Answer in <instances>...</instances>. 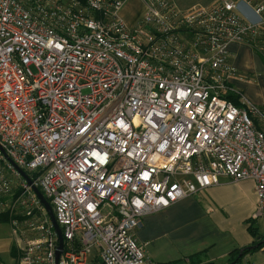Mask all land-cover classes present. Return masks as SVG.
Returning <instances> with one entry per match:
<instances>
[{"label": "built area", "instance_id": "2783aa9c", "mask_svg": "<svg viewBox=\"0 0 264 264\" xmlns=\"http://www.w3.org/2000/svg\"><path fill=\"white\" fill-rule=\"evenodd\" d=\"M125 1L0 0V215L15 264H57L35 188L63 232L58 264H151L144 216L221 177L253 179L264 218V110L230 84L228 49L264 53V0H143L132 25Z\"/></svg>", "mask_w": 264, "mask_h": 264}, {"label": "crops", "instance_id": "0c3cea01", "mask_svg": "<svg viewBox=\"0 0 264 264\" xmlns=\"http://www.w3.org/2000/svg\"><path fill=\"white\" fill-rule=\"evenodd\" d=\"M216 1L171 0L183 10ZM144 9L143 0H126L121 16L132 25L140 19ZM228 49L229 62L235 69L230 84L264 110L263 58L246 42H231ZM256 211L253 179L233 181L221 177L219 183L144 216L135 236L144 245L151 264H181L194 256L205 263L230 264V259L241 249L256 245L257 236L251 232V224L258 228L259 235H264V224L259 225L261 217H255ZM7 252L10 258L2 255ZM16 257V244L2 241L0 264H15ZM237 264H264V246L249 248Z\"/></svg>", "mask_w": 264, "mask_h": 264}, {"label": "trees", "instance_id": "16d2710c", "mask_svg": "<svg viewBox=\"0 0 264 264\" xmlns=\"http://www.w3.org/2000/svg\"><path fill=\"white\" fill-rule=\"evenodd\" d=\"M81 1L83 3H85L86 0H81ZM256 51L259 52L258 50H256ZM259 53H260L261 57L264 60V53H262V52H259ZM227 97L230 100H232L236 105H239V106H242L243 105L242 102H241V98H240V96L238 94L230 92ZM0 220L6 221V222H10V216H9V214H1L0 215ZM249 228H250L251 232L253 233V235L257 236L256 244L258 246L256 248L264 246V241H263L264 235H259L258 228L254 227L253 224H251V226ZM248 251H249V248L247 247V248L244 249L243 254H245ZM239 254H240V252H238L236 255H234V257H232L230 259V261H236L235 264H237V262L242 257V256L240 257ZM191 260H192V262H195V263L203 262L200 258H198V256L191 257ZM203 263L204 264H211L210 262H207V263L203 262Z\"/></svg>", "mask_w": 264, "mask_h": 264}, {"label": "water", "instance_id": "95a60500", "mask_svg": "<svg viewBox=\"0 0 264 264\" xmlns=\"http://www.w3.org/2000/svg\"><path fill=\"white\" fill-rule=\"evenodd\" d=\"M20 171H22V174L28 178L27 174L20 169ZM35 191L37 192L40 200L43 202V204L46 206L47 210H48V213H49V216L52 220V223H53V226L58 234V239H59V246H58V249H57V254H56V261H57V264L59 262V257L60 255L62 254V251H63V248H64V236H63V232H62V229L55 217V214H54V211H53V208L52 206L50 205V203L48 202V200L45 198L44 194L38 189V188H35ZM264 241V239H263ZM258 245H253V246H250L249 248L250 249H254L256 248ZM243 252H244V248L241 249V252L239 254V256L241 257L243 255ZM236 261H232L230 264H235Z\"/></svg>", "mask_w": 264, "mask_h": 264}, {"label": "rangeland", "instance_id": "374dc122", "mask_svg": "<svg viewBox=\"0 0 264 264\" xmlns=\"http://www.w3.org/2000/svg\"><path fill=\"white\" fill-rule=\"evenodd\" d=\"M31 69L33 70L34 74H38V70L34 65L31 66ZM84 92H86V90H84ZM263 224H264V218L261 217L259 221V225H263ZM4 240H7L9 243L11 242L12 245L16 244V236L13 232L10 222L0 220V243ZM2 255H5L9 258L11 257V254L9 252L3 253Z\"/></svg>", "mask_w": 264, "mask_h": 264}, {"label": "bare ground", "instance_id": "6f19581e", "mask_svg": "<svg viewBox=\"0 0 264 264\" xmlns=\"http://www.w3.org/2000/svg\"><path fill=\"white\" fill-rule=\"evenodd\" d=\"M143 13H144V12H143ZM142 15H143V14H142ZM141 17H142V16H141ZM141 17H140V18H141Z\"/></svg>", "mask_w": 264, "mask_h": 264}]
</instances>
